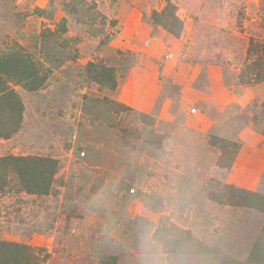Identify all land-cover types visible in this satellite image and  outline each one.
I'll return each mask as SVG.
<instances>
[{
	"label": "rangeland",
	"instance_id": "obj_1",
	"mask_svg": "<svg viewBox=\"0 0 264 264\" xmlns=\"http://www.w3.org/2000/svg\"><path fill=\"white\" fill-rule=\"evenodd\" d=\"M0 87V158L57 162L48 194L6 173L3 264H141L148 225L176 264H264L234 204L264 195V0H0Z\"/></svg>",
	"mask_w": 264,
	"mask_h": 264
},
{
	"label": "trees",
	"instance_id": "obj_2",
	"mask_svg": "<svg viewBox=\"0 0 264 264\" xmlns=\"http://www.w3.org/2000/svg\"><path fill=\"white\" fill-rule=\"evenodd\" d=\"M30 63V59L28 60V64ZM27 75V69L25 72ZM25 88L29 91L35 90L36 88L25 86ZM0 95L3 97L7 96L11 100H18V96L15 92L8 90V88L0 87ZM18 113H20L23 109L22 103H17ZM39 163L42 167L37 164ZM39 166V167H37ZM16 171L18 173L19 178V186L24 191L35 194H48L54 175L57 171V162L51 159H34V158H23V157H5L0 158V192L3 191L6 187V182L3 181L4 177H6V173L9 171ZM2 175V177H1ZM241 201H236L234 204L236 205H244L253 207L261 212H264V195L250 193V200H248L247 193L239 192ZM249 194V193H248ZM220 204H224V202H219ZM188 235H191L188 232ZM8 244L0 242V250L1 246H7ZM8 247V246H7ZM10 248L14 251L22 252L26 251L23 247L18 245H10ZM1 255V254H0ZM3 264V262L0 260ZM10 264H32V260H30L27 256L25 257H17L11 256L9 258Z\"/></svg>",
	"mask_w": 264,
	"mask_h": 264
},
{
	"label": "clouds",
	"instance_id": "obj_3",
	"mask_svg": "<svg viewBox=\"0 0 264 264\" xmlns=\"http://www.w3.org/2000/svg\"><path fill=\"white\" fill-rule=\"evenodd\" d=\"M139 251L141 264H176L170 260L164 239L154 226H145L140 234Z\"/></svg>",
	"mask_w": 264,
	"mask_h": 264
},
{
	"label": "crops",
	"instance_id": "obj_4",
	"mask_svg": "<svg viewBox=\"0 0 264 264\" xmlns=\"http://www.w3.org/2000/svg\"><path fill=\"white\" fill-rule=\"evenodd\" d=\"M262 149H263V153H262L263 161H262V162H263V165H264V145H263V148H262ZM261 160H262V159H260V161H261Z\"/></svg>",
	"mask_w": 264,
	"mask_h": 264
}]
</instances>
